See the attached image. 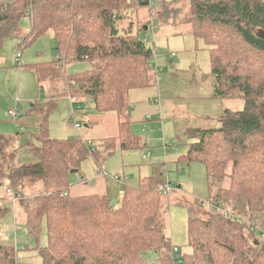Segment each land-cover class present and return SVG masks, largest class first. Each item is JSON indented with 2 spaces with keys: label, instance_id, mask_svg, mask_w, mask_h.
<instances>
[{
  "label": "trees",
  "instance_id": "1",
  "mask_svg": "<svg viewBox=\"0 0 264 264\" xmlns=\"http://www.w3.org/2000/svg\"><path fill=\"white\" fill-rule=\"evenodd\" d=\"M163 2L169 6V1ZM152 3L0 0V46L4 37L16 32L20 18L28 15L30 30L20 45L42 34H51L56 42L54 60L27 66L37 79H49L60 93L71 86L96 111L116 114L118 134L102 141L108 156L116 148L141 147L139 138L129 131L128 95L132 89L156 82L146 66L155 47L140 37L144 25L134 24L127 14ZM159 5L156 14L162 16ZM188 7L185 23L209 51L212 96L237 98L243 105L238 110L225 109L216 128L194 130L176 164H201L207 181L217 187L209 197L225 201L246 221L211 214L196 198L185 204L188 241L185 250L179 249V264H264V237L248 223L264 211V0H188ZM149 19L145 25L152 22L154 30L153 15ZM75 61H87L89 68L67 73L65 64ZM55 98L33 103L40 117L35 134L39 145L29 142L24 149L37 156L36 162L15 161V150L7 152L11 137L0 136V187L10 189L8 201L14 199L19 206L15 222L23 223L29 236L38 240L44 224L46 244L35 245L42 264H176L175 245L165 233L166 197L158 191L154 174L140 177L136 186L124 183L118 203L99 193L70 192L71 170L79 172L89 154L97 164L102 156L84 140L48 135ZM9 208L0 204V219ZM200 209L207 211L206 218L199 217ZM1 237L0 264H20L18 250ZM153 252L154 258L144 257Z\"/></svg>",
  "mask_w": 264,
  "mask_h": 264
},
{
  "label": "rangeland",
  "instance_id": "2",
  "mask_svg": "<svg viewBox=\"0 0 264 264\" xmlns=\"http://www.w3.org/2000/svg\"><path fill=\"white\" fill-rule=\"evenodd\" d=\"M167 1L170 2L169 6L163 0H153L151 6L141 5L136 12L132 10L129 11L130 15L127 14L134 24L145 25L151 20V15L155 19L154 30L151 22L139 34L148 45L155 47L154 56L146 66L150 72H154L156 82L133 89L128 95L132 121L129 131L139 138L141 147L126 151L116 148L108 156L102 141L118 134L116 114L96 111L92 102L80 98L82 95L71 86L60 93L49 79L37 81L35 73L26 65L55 59L56 42L51 34H42L26 46L20 45L21 39L30 30L28 15L20 18L16 32L4 37L0 46V135L11 137L12 144L7 152L15 150V161L36 162L37 156L25 150L24 145L35 139L37 128L28 125L22 131L16 123L26 125L20 119L26 121L34 117L27 113L33 102L27 100L31 94L38 99L44 98L46 93L48 99L51 94H55L48 115V135L61 140L90 139L91 145L102 156L99 164L90 154L82 159L80 171L70 173V192L76 195L105 192L110 202L115 203L123 195L124 188V184L114 175L119 169L127 177L125 183L128 186H136L140 177L150 174H154L157 179L170 181L172 189L164 195L168 211L165 233L172 245L185 250L188 241V211L185 204L196 198L206 207L209 195L217 187L207 181L201 164H176L177 157L187 151V142L192 140L190 136L194 130L216 128L219 125L217 118L225 109L238 110L243 103L237 98L224 100L212 96L213 78L208 48L201 38L192 34L190 25L185 23L189 17L188 0ZM160 2L162 16L156 14ZM163 3L165 7H162ZM130 9H133L132 6ZM19 51L21 57L18 62L14 55ZM171 53H174L173 57H169ZM88 68L87 61L68 62L65 66L67 73L81 72ZM18 70H21L20 73ZM10 107L17 108L16 119L8 115L7 109ZM74 122L80 126L75 127ZM146 140L150 147H145L148 146ZM142 142L145 144L143 147ZM148 151L149 155L146 156ZM99 171L104 174L99 175ZM77 175L83 178L77 179ZM9 198L11 193L1 186L0 204L10 207L0 219L1 239L18 250L20 264H42L35 245L41 247L46 244L44 224L38 240L29 236L23 223L15 224L14 213L19 212V206L16 203L12 208ZM198 212L200 218L208 216L204 209ZM261 215L264 216V211ZM154 255L153 252L144 257L154 258Z\"/></svg>",
  "mask_w": 264,
  "mask_h": 264
},
{
  "label": "built area",
  "instance_id": "3",
  "mask_svg": "<svg viewBox=\"0 0 264 264\" xmlns=\"http://www.w3.org/2000/svg\"><path fill=\"white\" fill-rule=\"evenodd\" d=\"M151 28L153 29L154 26L152 25ZM20 57H21V52L19 51L15 55L16 61L19 62ZM7 112H8V115L12 119H16V117L18 115L17 114V108L14 109L13 107H10L7 109ZM73 124L75 127H79V124L77 122H74ZM87 143L89 145H91L90 141H88ZM101 174H104V173L102 171H99V175H101ZM114 175L120 181L123 180L121 178L120 174L115 173ZM157 187H158V191H160L163 195H167L170 192V190L172 189V185H171L170 181H168V180L159 182L157 184ZM6 191L8 193H11L10 189H7ZM12 201L16 202L14 199ZM206 205H207V207H206L207 211L211 214L221 213L224 217H227L230 221H234V222L246 221V217L243 213H240L236 209H233L230 205H227L225 203V201H223V200L216 201V199H214V197H209L206 201ZM248 223L250 225V228L253 231L259 233L261 237H264V216L263 215H259V216H255V217L251 218L250 220H248ZM0 235H1V232H0ZM172 249L174 252V262L176 264H179L181 262L182 253L179 250V248H177L176 246H173Z\"/></svg>",
  "mask_w": 264,
  "mask_h": 264
},
{
  "label": "crops",
  "instance_id": "4",
  "mask_svg": "<svg viewBox=\"0 0 264 264\" xmlns=\"http://www.w3.org/2000/svg\"><path fill=\"white\" fill-rule=\"evenodd\" d=\"M145 26L146 25H144V29L146 30L147 29V26H146V28H145ZM142 39H144V37H142ZM208 50V49H207ZM21 52V51H20ZM17 53V52H16ZM16 53H15V55H16ZM15 55H14V59H15ZM174 56V53H171L170 54V56L169 57H173ZM57 57V55H55V58ZM16 60V59H15ZM54 60V59H53ZM19 61H20V59H19ZM52 61V60H51ZM38 62H41V61H38ZM75 62H78V61H75ZM33 63H35V62H33ZM70 63H72V62H70ZM148 65H149V62H148ZM26 66H28V65H26ZM65 66H66V64H65ZM151 67V66H150ZM21 67H18V69H20ZM13 70H15L14 68H13ZM20 71L21 70H18V72L20 73ZM33 71V70H32ZM36 75V74H35ZM37 77V76H36ZM7 80H8V78H7ZM37 81H38V79H37ZM7 83V82H6ZM53 83V82H52ZM54 84V83H53ZM55 85V84H54ZM53 88V85H52V87H51V89ZM137 89V88H136ZM133 90V89H132ZM50 93H52V91H50ZM47 93L44 95V98H42V99H38V98H35V96H34V94H31L28 98H27V100L29 101H33L32 103H31V105H30V108H29V110H28V114H30V115H33L34 117H32L31 119L30 118H28V120H26V121H23V120H21L20 119V122L21 123H25L26 125H23V124H18V123H16V125L18 126V127H20V129L22 130V131H25L26 130V127L28 126V125H31V126H33V128H37V131H38V123H39V121H40V117H39V115H38V113L36 112L37 110H36V108L35 107H33V103H35V104H44L45 102H47L48 100H50V98L48 99L47 98ZM53 95H55V94H51V98L53 97ZM131 105H133V104H131ZM40 107V106H39ZM133 107V106H132ZM131 107V108H132ZM80 126V125H79ZM22 133H25V132H22ZM18 135V134H17ZM1 136V135H0ZM36 136V135H35ZM51 138H53V137H51ZM106 138H108V137H106ZM82 140H84V141H86V142H88V141H90V143L92 144V141L89 139V140H85V139H83L82 138ZM31 144H34V145H39V142L36 140V139H34L32 142H30ZM144 144V143H143ZM148 144V146H145L146 148L147 147H150V143H149V141L148 140H146V145ZM143 155H145V154H143ZM149 155V151L147 152V155L146 156H148ZM180 170H181V168H179ZM176 170H178V168L176 169ZM115 173H118V174H120V176H121V178L123 179L122 181H121V184H124L125 183V181H126V179H127V177L124 175V172H123V170L121 171L120 169L119 170H117ZM80 177H82V176H79V175H77V179H79ZM79 181V180H78ZM157 181V184L159 183V182H162V181H164V180H161V179H157L156 180ZM103 191H105V190H103ZM103 195H105L108 199H110L107 195H106V193L105 192H103ZM121 199V198H120ZM120 199H117L116 200V202L115 203H118L119 202V200ZM10 204H11V207L12 208H14V205H16V202H13L12 200H11V202H10ZM14 212V211H13ZM17 213L18 212H15L14 213V222H15V217H16V215H17ZM15 224L17 225V223L15 222ZM1 232V231H0ZM1 236H2V232H1Z\"/></svg>",
  "mask_w": 264,
  "mask_h": 264
},
{
  "label": "bare ground",
  "instance_id": "5",
  "mask_svg": "<svg viewBox=\"0 0 264 264\" xmlns=\"http://www.w3.org/2000/svg\"><path fill=\"white\" fill-rule=\"evenodd\" d=\"M229 97V96H228ZM233 97V96H232ZM235 97V96H234ZM237 97V96H236ZM230 98V97H229ZM224 100H226L225 98H223ZM232 100V99H231ZM190 215V214H189ZM192 215V214H191ZM197 222V221H196ZM66 223V222H65ZM64 223V224H65ZM199 223H201V222H199ZM203 223H201V225H202ZM83 225V224H82ZM79 229V228H78ZM165 243V242H164Z\"/></svg>",
  "mask_w": 264,
  "mask_h": 264
},
{
  "label": "water",
  "instance_id": "6",
  "mask_svg": "<svg viewBox=\"0 0 264 264\" xmlns=\"http://www.w3.org/2000/svg\"><path fill=\"white\" fill-rule=\"evenodd\" d=\"M145 28H146V26H145ZM72 172H77V169H72V170H71V173H72Z\"/></svg>",
  "mask_w": 264,
  "mask_h": 264
}]
</instances>
